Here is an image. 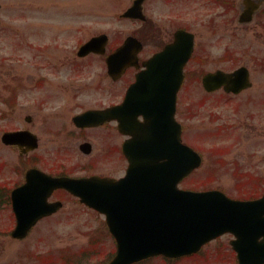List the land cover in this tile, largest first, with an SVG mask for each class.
<instances>
[{
	"label": "rangeland",
	"instance_id": "1",
	"mask_svg": "<svg viewBox=\"0 0 264 264\" xmlns=\"http://www.w3.org/2000/svg\"><path fill=\"white\" fill-rule=\"evenodd\" d=\"M212 1L149 2L145 11L160 38L154 32L150 38H144V52L150 54L158 49L159 42L161 45L175 27L171 22H186L196 33V53L178 94L177 107L179 121L185 127L184 140L199 151L203 163L182 188L217 189L231 197H247L255 194L253 190H264V20L257 18L238 27L232 24L234 13L228 12L212 21L210 16L215 7ZM130 2L0 0V136L4 130L28 127L38 136V147L30 153V159L47 174L59 176L64 171L67 176L86 175L84 165L102 157L100 141H95L97 145L90 156H83L78 152V134H67L68 130L61 125L64 122L72 125L68 116L88 104L98 105L108 99L118 101L129 80L125 76L115 89L106 77L102 79L105 68L99 58L88 63L84 60L82 70L73 68L72 61L76 59V49L97 33L109 35L108 49L128 35L141 39L144 33L141 23L118 17ZM178 15L183 17L180 19ZM239 66L251 71V88L237 97L227 96V100L220 92L203 93L198 79L205 71L234 70ZM38 80L60 87L55 99L53 92L47 93L48 103L44 106L38 100L47 86L39 89ZM98 83L100 88L95 87ZM16 86H19L16 98L5 101ZM60 107L69 112L66 119L55 120L56 126L50 121L56 113L51 118L46 117V112ZM26 116L31 118L29 123ZM26 162L17 152L0 144V183L13 185L21 180L20 167ZM82 166L86 171H80ZM110 168L112 164L106 163L99 169L109 172ZM250 178L252 182L247 180ZM254 183L258 185L254 187ZM63 207L58 214L41 220L20 241L0 232V264H65L67 255L72 253L76 258L85 256L88 264H98L107 252L114 251L102 216L68 197ZM9 216L7 210L4 214L0 212L3 231L11 227ZM92 239L98 243L88 248ZM227 242V237L214 240L198 256L182 259L178 264H234L229 254L225 253L220 261L214 257L218 250H229ZM153 264H161V260Z\"/></svg>",
	"mask_w": 264,
	"mask_h": 264
},
{
	"label": "water",
	"instance_id": "2",
	"mask_svg": "<svg viewBox=\"0 0 264 264\" xmlns=\"http://www.w3.org/2000/svg\"><path fill=\"white\" fill-rule=\"evenodd\" d=\"M144 1L136 0L127 9L124 17L143 19ZM186 38L189 43L185 45L181 43V34L178 33L176 43L165 48L164 52L156 57V62L164 57H172L175 63L173 72L170 69L168 72L162 69L161 77L143 72L127 94L131 101L135 96L144 101L143 106L148 107L147 113L151 114L153 110L163 113L162 117L173 132L171 145L153 148L151 146L155 145L151 139L145 138L144 141L142 138L144 131H136L135 140L142 138L140 144L142 147L146 145L147 148L142 149L145 151L141 155L140 147L134 149L135 145L127 146L130 150L127 152L129 173L118 183L98 177L81 181L53 179L40 172L30 171L27 177L29 183L33 180L31 183L34 188L28 192L18 189L14 197H20L23 201L30 198L31 201L28 209L25 205L27 201L18 203V207L24 209L21 211L24 214L17 209L16 201L14 203V210L20 212L18 226L13 233L14 238L20 239L27 234L30 227L47 210L44 202L50 192L60 187L66 188L80 197L87 206L106 216L107 227L116 239L117 248L116 256L109 264H131L160 254L167 257L192 254L199 250L204 242L222 234L224 230L233 233L239 230L241 236L244 232L242 228L246 224L243 217L249 211L256 215L251 217L254 220V230H264V197L254 202L241 203L229 200L218 192L195 193L177 189V184L201 163V158L192 149L180 145V131L173 117L176 92L182 81L181 70L190 54L191 36ZM105 39L97 37L88 42L86 47L90 46L92 49L96 44H104ZM124 44L115 57L109 58L110 67L114 60L117 66H126V52L130 48H140V43L137 44L131 37ZM80 54L84 52L81 50ZM203 83L204 88L209 91L222 86L226 92H238L249 85L248 73L245 70H237L232 74L217 71L215 74L206 75ZM156 104L160 106L159 109ZM127 125L135 127L133 121H129ZM124 130L130 129L124 127ZM21 136L20 133L4 134L3 141L13 143V140H20ZM30 140L34 141L31 137ZM238 253L239 264L260 262L264 254V244L249 256Z\"/></svg>",
	"mask_w": 264,
	"mask_h": 264
},
{
	"label": "flooded vegetation",
	"instance_id": "3",
	"mask_svg": "<svg viewBox=\"0 0 264 264\" xmlns=\"http://www.w3.org/2000/svg\"><path fill=\"white\" fill-rule=\"evenodd\" d=\"M148 1L151 2L153 0H148ZM175 1L176 0H166V2L168 4H169V2L174 3ZM243 1L244 0H213L212 4L215 7L213 8V17H212L213 19H212V21L216 18H219L218 16H224L228 12H233L234 18L232 19V24L233 25L236 24L238 27H241L242 26L241 15H242V12L244 11L243 8L245 7L243 5ZM149 2H147V3H149ZM250 2H251L252 6H256V8H258V10L255 14V21L257 18H258V20L259 19L264 20V0H250ZM211 8H212V6H211ZM143 9H144L143 11H145L146 5H144ZM178 16H180V19H181V17H183V15H178ZM185 16H187V15H185ZM185 20H186V18H185ZM174 21H177V17H175ZM171 24H173V26H175V27H173V29H171V32L169 35H167V37L163 38V40L161 41V45H160V42L158 41L159 42L158 49L150 52V54H145L144 51H145L146 45L144 43V38H150V36L152 35L153 32H154L155 36L160 38V32H158V30L156 29L155 23L152 22L150 20V18L147 17V14L145 11V20L141 24V27H143V29H144V31H143L144 33L140 35V37L142 39V40L140 39V41H141V43H143V48L141 49V52L139 53V60H138L139 65H140V63L150 59L151 56L157 54L164 47H166L168 44H170L171 41H173L175 39V36H176V33L178 32V30L183 29L186 31L187 30L191 31V32L193 31L187 26L186 22H183V23L182 22H180V23L171 22ZM194 34H195L194 53L189 58L188 63L183 68V70H184L183 72L185 75L188 74L187 69H188V67H189V65H190L191 61L193 60L195 53H196V46H197L198 41H196V33L195 32H194ZM142 55H143V58H142ZM89 56H92V55H89ZM94 57H99V56H94ZM102 57L105 60L107 55H104ZM141 67H140V69H141ZM140 69L130 68L129 70L126 71V73H127L126 75L131 73L130 79L132 80L134 78L133 75L136 72L140 71ZM206 72H209V71H205V73ZM205 73H203V74H205ZM121 79H119V81L116 83H112L113 87L115 89L118 87V83L120 82ZM47 93H49V92H46V94L44 96L40 97L39 99L43 100V101H47V97H48ZM118 98H119L118 101L108 99L107 101H105L106 106H104L103 103H100L98 106H96V108L97 109L103 108L102 106H104L106 108H110V106H119V105H121V102L123 101V98H124L123 94ZM84 111L85 110L81 109L78 112L72 114L71 116L70 115L68 116L69 111H65V113H63L62 116H60L58 118V119H66L67 116L70 117L69 121H71L72 125H69L68 123L64 122L61 125V128L64 130H68L67 134L74 135L73 132H76V134H78V136L80 138V141H79L80 143L78 145V152L82 153L81 148L83 146H84V149L89 150L88 154L82 153L83 156L84 155L90 156L92 154V150L94 149V146L97 145V143L95 141L98 140L102 144V146L100 145L101 151L103 152L102 157H99V158L97 157V159H96L97 161L96 162L93 161L94 163L91 165H84V167L87 168V170H88L86 175L75 176V177L81 178V177H91L92 175H98L100 177L107 176V177H110L112 179L113 178H115V179L122 178L124 176V174L126 173L125 171H126V168L128 165V162H127L126 156H125V151L123 150L124 144L126 142V139H128V137L126 135H124V133L118 129V125H117L118 123L114 120L107 121L103 124H100V126H94V127H90V128H76V127H74V124L72 121L73 118L75 116H77L78 114L84 112ZM178 114H179V109L177 107L176 112H175V116H176L177 121L180 123L182 143L186 145L188 143H186V140H184L185 139V137H184L185 127H183V125L179 121L180 119H179ZM120 119H121V117H120ZM140 121H142V119H140ZM4 132H5V130H4ZM4 132L0 136L1 146L3 148H9L11 150V152L16 151V147H13V145L8 146L6 144L5 145L3 144ZM103 141H104V143H103ZM18 152L20 154V151H18ZM20 155L23 156V159H25L27 161L26 163H23L22 167H20V170L22 171V177L23 178L21 180L17 181V183H14L13 185H8L6 181L0 183V212L2 214H4L5 210H7L10 213L9 220L11 221V227H8V229L5 230L6 235H8V236L11 234V229L14 227V224H15L14 214H13V210H12V199L10 198V195H11L13 190L17 189L18 186L24 185V183H25V177H24L25 172H26L27 168H29L31 165V159H30L31 155H30L29 151L26 154H20ZM106 163L112 164V168L109 169V172L108 171H102L99 169L102 164H106ZM97 164H98V166H96ZM85 168H83V166H82L80 171L81 170L86 171ZM117 168H119V170L117 172H114V169H117ZM105 172H107V173H105ZM64 174H66V173H64V171H63V172H60V174H58V175L60 176V175H64ZM54 176H57V175H54ZM251 194H253V193H251ZM248 196H253V195H248ZM258 196H259V192L257 194H255L253 197H258ZM67 197L74 200V201H78V199L76 197L67 195V193H65L63 190L54 191L51 194L49 201H51V202H55V201L58 202L59 201L63 207L66 204V198ZM59 212L54 213L51 216L56 215ZM223 237H227V239H228L227 245H228L229 250H227L226 252L222 251L224 253H222L221 250H218V252L214 253L215 254L214 257L218 261H220L222 256H224V254L226 253V255L229 254L232 257V259L230 261L232 263L234 262V264H235L236 253H232V250L230 247V244L232 243L231 241H234L235 239L230 234H224L222 237H220L218 239H222ZM261 239H262V237L259 238V240H261ZM69 264H77V263L70 261Z\"/></svg>",
	"mask_w": 264,
	"mask_h": 264
}]
</instances>
